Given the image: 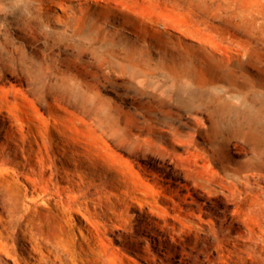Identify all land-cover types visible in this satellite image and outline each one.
I'll return each mask as SVG.
<instances>
[{
	"label": "rangeland",
	"instance_id": "obj_1",
	"mask_svg": "<svg viewBox=\"0 0 264 264\" xmlns=\"http://www.w3.org/2000/svg\"><path fill=\"white\" fill-rule=\"evenodd\" d=\"M65 1L78 15L0 3V216L13 250L34 222L69 240L55 264L110 252L120 264H264V0ZM244 112L258 142L238 129ZM38 121L47 185L28 160Z\"/></svg>",
	"mask_w": 264,
	"mask_h": 264
},
{
	"label": "bare ground",
	"instance_id": "obj_2",
	"mask_svg": "<svg viewBox=\"0 0 264 264\" xmlns=\"http://www.w3.org/2000/svg\"><path fill=\"white\" fill-rule=\"evenodd\" d=\"M22 1L24 0H0V3L2 2L19 3ZM45 1H48V4L44 3ZM45 1L41 0L40 3V12L45 17L49 18L51 14H53L55 6L62 8V10L65 12L66 15H68L67 12L69 9L73 11V16L78 15V13L75 10H73L65 0H45ZM91 1L92 0H84V2L88 4ZM93 1L99 3V0H93ZM80 11L81 13L84 12L83 7L80 8ZM127 14L130 18L132 17L131 11H129ZM208 67L213 70L218 69V65L215 62H208ZM174 71L177 74H180L182 72V71L179 72L180 70L177 71V68H174ZM194 73L198 77V79H203L202 74L199 71V68H196L194 70ZM243 100L244 103L248 101L246 95H244ZM243 116H244V120H242L238 124L239 131L248 139L253 140L254 142H258L261 139V135L256 130L249 128V121L251 122V119L254 120V117L251 116V114L249 113L246 114V112L243 113ZM255 118H256L255 121H259L258 117ZM16 120L21 121V119H16ZM16 127L17 130L20 132V134L25 135L26 128L24 124L18 123ZM29 131L32 132V135L36 136V143L38 145V149L35 150L33 143H30L31 156L30 158H28V160H30V162L36 161L40 163V167L37 171V174L42 173V176L45 178L43 183L44 185H47L49 184V182H51V179L49 177H46L45 172L53 168L52 167L53 164L49 163V160H51V155L46 145V143L48 142L46 136L47 134L43 130L42 125L39 123V121L34 122V126H30ZM12 134H15V131ZM37 135H40L42 137V143L39 142V140L37 139ZM168 135H170V133ZM45 146L46 149H44ZM34 154L37 157L36 159L33 158ZM63 162L76 164V166L80 165L79 161L74 160V162H71L69 160V156H67L66 154H64ZM67 196H68L67 197L68 202L71 201L72 197H77L76 195H70L69 193H67ZM10 224L8 225L6 223V220L3 219L2 216H0V264H55L56 260H62L63 254L70 249V242L67 239V237H65L63 234L53 232L50 228L46 227L45 225L35 224L33 222L28 230H22V236L26 241V244L24 246H21L20 248H16V250L14 251L11 242L15 240V237L14 234H12V230H11L12 225ZM91 226H92L91 229L94 230L99 236L101 235L102 230L105 228V225L93 221H91ZM26 253L28 254V256L26 255ZM106 259H107V264H120L117 254L115 252L106 253Z\"/></svg>",
	"mask_w": 264,
	"mask_h": 264
}]
</instances>
